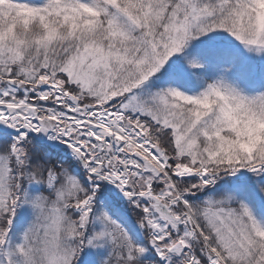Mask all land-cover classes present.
<instances>
[{"label":"snow or ice","instance_id":"6c2138e0","mask_svg":"<svg viewBox=\"0 0 264 264\" xmlns=\"http://www.w3.org/2000/svg\"><path fill=\"white\" fill-rule=\"evenodd\" d=\"M0 264H264V0H0Z\"/></svg>","mask_w":264,"mask_h":264}]
</instances>
